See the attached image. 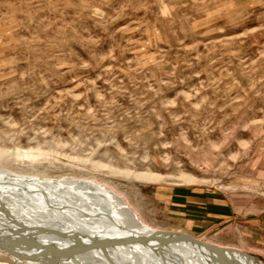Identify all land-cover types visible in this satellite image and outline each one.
<instances>
[{"label": "rangeland", "instance_id": "rangeland-1", "mask_svg": "<svg viewBox=\"0 0 264 264\" xmlns=\"http://www.w3.org/2000/svg\"><path fill=\"white\" fill-rule=\"evenodd\" d=\"M0 169L264 264V0H0Z\"/></svg>", "mask_w": 264, "mask_h": 264}, {"label": "bare ground", "instance_id": "bare-ground-1", "mask_svg": "<svg viewBox=\"0 0 264 264\" xmlns=\"http://www.w3.org/2000/svg\"><path fill=\"white\" fill-rule=\"evenodd\" d=\"M36 179L0 169V256H9L12 262L68 264L73 261L72 264H86V260L93 258L108 264H185L184 261L262 264L245 254L232 249L220 250L192 237V240L158 243L156 249L140 244L130 248L114 245L84 250L82 238L123 240L125 233L119 227L143 236H179L181 233L150 228L109 187L94 182L50 179L47 183ZM69 184L86 196L87 199L83 198L86 202L74 199L72 193L71 196L62 194ZM79 220L87 225H75ZM95 222L104 226L101 229L106 228L103 233H96L92 224ZM62 234L77 235L79 241L66 239ZM45 250L54 254L44 256Z\"/></svg>", "mask_w": 264, "mask_h": 264}, {"label": "water", "instance_id": "water-1", "mask_svg": "<svg viewBox=\"0 0 264 264\" xmlns=\"http://www.w3.org/2000/svg\"><path fill=\"white\" fill-rule=\"evenodd\" d=\"M119 230L125 233V237L121 241H116V240H99L96 238L88 239V238H82V245L81 248L84 250H89V249H104V248H111L115 247L117 245H120L124 248H130L131 246H136V245H143L145 247H150L152 249H156L155 244H167L171 243L175 240L178 239H191V237L185 235V234H180L179 236H143L140 235L139 233H135L133 231H127L124 230L123 228L119 227ZM129 234V235H128ZM62 237L66 239H70L72 241H79V238L77 235H68V234H62ZM115 245V246H114ZM157 246V245H156ZM220 250L222 248H219ZM44 256L46 255H52V251L50 250H45L43 253Z\"/></svg>", "mask_w": 264, "mask_h": 264}, {"label": "crops", "instance_id": "crops-1", "mask_svg": "<svg viewBox=\"0 0 264 264\" xmlns=\"http://www.w3.org/2000/svg\"><path fill=\"white\" fill-rule=\"evenodd\" d=\"M256 225V223H253V226H255ZM263 230H264V223H263Z\"/></svg>", "mask_w": 264, "mask_h": 264}]
</instances>
